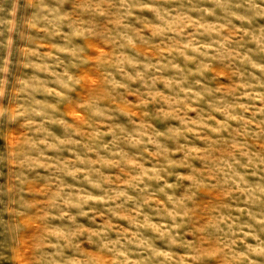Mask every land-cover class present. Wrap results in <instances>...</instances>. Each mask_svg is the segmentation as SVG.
Masks as SVG:
<instances>
[{
  "label": "clouds",
  "instance_id": "clouds-1",
  "mask_svg": "<svg viewBox=\"0 0 264 264\" xmlns=\"http://www.w3.org/2000/svg\"><path fill=\"white\" fill-rule=\"evenodd\" d=\"M0 264H264V0H0Z\"/></svg>",
  "mask_w": 264,
  "mask_h": 264
}]
</instances>
